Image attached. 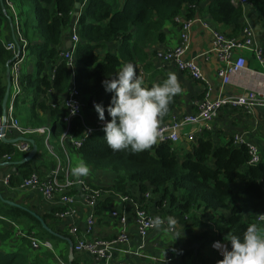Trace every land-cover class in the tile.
I'll return each instance as SVG.
<instances>
[{"label":"trees","instance_id":"trees-1","mask_svg":"<svg viewBox=\"0 0 264 264\" xmlns=\"http://www.w3.org/2000/svg\"><path fill=\"white\" fill-rule=\"evenodd\" d=\"M2 2L5 13L0 3V119L5 93L3 75L6 67H12L14 60V55L6 51L1 40L2 22L10 19L12 25L15 23L11 5L20 25L22 38L26 42L25 46L17 43L16 52L24 48L31 56L35 68L34 79H29L27 83L23 76L25 89H32L37 94L46 93L47 90L55 94H65L68 92L69 79L66 64L59 53L63 35L70 28L76 0ZM111 2L112 0L87 1L77 26L81 42L74 52V61L79 68L75 75L77 91L83 97L91 95L96 103L103 104L105 108L110 103L111 94L106 93L102 81L114 76L121 62L134 64L137 60L143 64L146 60L143 50L156 43H163L165 36L162 29L183 11L187 18H191L192 12L187 8L196 5L198 0H124V5L118 11L113 10ZM251 3L260 12H264V2L258 4L257 0H251ZM207 12L215 23L223 27L232 26L235 36L240 33L242 12L228 0H215ZM118 40L122 41L120 58L110 54L100 58L95 53L106 43ZM130 44L131 47H128ZM38 47L41 49L38 50ZM46 67L55 68L52 85L47 80ZM43 72L46 73L45 78H40ZM21 73L23 75V69ZM175 99L176 96L167 113L161 118L160 125L167 124L165 122ZM14 104L15 107L18 106V102ZM66 114L67 109L64 106L51 110L53 125L57 127L55 135L58 137L65 132L59 121ZM105 115L106 119H110L107 112ZM79 121L72 120L68 136L78 138L82 135L84 127ZM41 123L35 115L32 116V126H40ZM104 136L105 133H95L84 141L78 150L81 160L95 172L111 171L121 183L127 182L136 186L139 204H144L143 207L149 213L158 214L165 221L168 216H173L178 220L177 226L190 228L194 234L187 237L185 254L194 256L195 263L201 264L203 250L209 248L213 242L230 240L233 235L239 236L250 225H255L259 232L264 227V220H259L264 215V170L260 163L250 164L247 145H237L234 140L215 143L210 133L205 132L191 141V151L183 146L176 149L173 143L165 142L156 143L150 149L137 154L128 151L113 153L103 140ZM12 154L20 156L15 160L24 157L12 145L0 144V160ZM20 169L23 177L34 172L29 169V164L22 165ZM10 184L14 186L13 180ZM72 189L67 193L70 197L75 194L81 195L83 199L86 195L89 196V193L80 189ZM125 195L129 197L132 193ZM146 195L149 196L147 200ZM97 202L94 203L97 212L94 217L105 216L111 199ZM0 218V264H53L56 259L55 249L57 253V249H61L57 248L58 243H62L65 250L57 258L68 262L67 243L45 231L28 212L16 207L0 209ZM46 219L53 222L49 228L56 232V218L51 215L45 217L44 221ZM7 221L16 225L24 237L16 238L15 228ZM57 233L70 238L65 233ZM29 237L51 243L53 252L41 247L32 250ZM73 264H76L74 259Z\"/></svg>","mask_w":264,"mask_h":264},{"label":"crops","instance_id":"crops-1","mask_svg":"<svg viewBox=\"0 0 264 264\" xmlns=\"http://www.w3.org/2000/svg\"><path fill=\"white\" fill-rule=\"evenodd\" d=\"M87 1L83 3V0H76L75 10L71 15L70 28L65 32L61 41V52L59 53V56L66 64L67 68V76L69 79V88L67 91H70L73 88L76 89L75 75L79 68L74 61V52L76 46L81 42V38L79 32H77L76 35L78 37V42L73 45L71 42V36L73 30H77L79 17L81 12L85 9ZM214 1L215 0H198L196 5H190L187 9L191 10L192 17L187 18L185 11H183L176 17L178 21L173 20L171 24H166L162 29L165 41L163 43H156L143 50L146 55V60L143 64H140L137 60L134 63L138 74L144 78L146 87L162 83L169 73L176 74L182 92L176 95L175 104L167 122H165L167 124L171 123L173 119H180L198 113V104L204 101L206 96L211 100H218L225 97H238L242 95L247 88L258 89L260 87L259 84L262 82V75H264V12H260L259 9L251 3V0H246L245 3H241V0H228L233 7L239 8L242 12V17L240 19L241 30L240 33L235 36L232 26L223 27L215 23L209 16L207 10ZM257 1L258 4L264 2V0ZM111 3L113 10L118 11L124 5V0H112ZM12 10L15 19L14 25L11 24L10 19L2 22L1 40L4 48L6 43L13 40L19 42L17 34L23 37L15 11L13 8ZM3 12L5 13V8ZM188 20H197L198 22L194 23L189 32L190 50L186 55V59L191 60L194 56L204 54V56L198 58L196 61L199 69L205 77L204 83L193 81L187 73L182 72L173 66L165 65L162 61H159L156 58L158 52L173 50L181 45L182 25ZM246 29L251 31L252 44L247 49L237 51L236 54H239L244 59L245 68L248 71L243 72L239 76L233 77L231 83L224 86L217 77V71L221 64L217 56L210 52L213 41L212 35L213 33H219L232 39L242 40L245 37L244 30ZM69 42L71 43V46L69 49H66ZM25 44H22V46H25ZM121 46V40L106 43L103 48H98L95 53L100 58L105 57L107 54L120 58ZM128 47H131V44ZM40 49L41 48L38 47V50ZM255 50H258L261 53L262 62L258 61L255 57ZM19 51L24 54V59L19 65L17 79H14L11 68L9 69V75H7L8 67H6L3 75L5 91L7 87V79H9L10 85L5 108L6 125L4 134L7 141L19 138L32 140L36 146V153L30 161L23 162L31 152L32 145L28 142L22 141L9 144L3 142L1 139L0 144L12 145L17 153L24 155V157L15 160L16 157L20 156L12 154L4 156L0 160V164L3 165L0 166V209L8 210L11 207H16L17 209L24 210L32 215L41 224L42 228L44 224L50 231H47L48 233H65L73 239V242L74 238L76 240L86 238L112 240L117 237L120 228H122L128 234V243L124 247L117 246L111 251L112 259L119 261L121 264H199L198 262L195 263L194 256H187V254H185V251L187 250V237L189 234H194V232L188 227L176 225L175 230L183 233L182 238L176 241L164 231L165 227L163 226L159 230H152L144 241L138 237L135 226L134 204L136 203L139 205L140 198L136 186L133 189V191H136V195L133 196L132 193L129 197L126 195L119 196L115 194L112 188L101 187L102 185L97 184L95 180L87 182L84 178L77 180L71 176V168L81 161L78 154V150L81 148H75L70 142L64 141L62 135L59 137L55 135L57 127L53 125V119H51V110L58 108L61 109V107H63V97L67 92L65 94H55L47 90L46 93L37 94L32 89H25L23 76L24 80L28 83L29 79H34L36 76L34 75L35 68L31 56L26 53V50L21 48ZM67 51H72V67L68 66L67 61L62 56V54ZM126 64L127 62H121V65L117 68V73ZM21 69H23V75H21ZM45 69L48 72L47 80L52 85L54 82L55 68L47 69L46 67ZM0 74H2V70H0ZM44 75H46V73L43 72L40 78H45ZM95 101L96 100H94L91 95L82 98L83 124L86 126H94L99 121L98 115L94 110V104H97ZM15 102H18L17 107H15ZM33 115L42 121L40 126H32L30 124ZM2 118L3 117L0 119L1 128ZM12 121H16L19 127L23 129H42L43 132L21 135L10 128V123ZM59 124L65 129L61 121H59ZM205 132L210 133L211 137L215 140V143L219 141L237 140L240 144H245L248 147H255L259 154L260 165L264 170V109L255 108L249 110L243 107H225L210 121L188 126L180 131V140L174 143L173 146L176 147V149L183 146L187 151H191V141L201 137ZM95 133L104 132L103 130H99L93 134ZM81 136L74 139H79ZM19 144H27L29 151H19L17 148ZM7 157H9V160L6 159ZM24 164H29V169L32 171L34 170V172L27 177H23L21 174L22 170L20 167ZM55 171L58 172L60 181L65 179L73 182L83 181L90 187L99 189L100 196L97 199L99 202L111 199L107 210L108 212L105 216L94 217V213H97L96 210H90L84 203L81 195L75 196L78 195L75 194L70 203L66 206H61L60 198L62 195L60 193H56L53 198L47 199L38 190L22 188L23 182L29 179L32 175H36L41 180H47L50 176H54L53 174H55ZM90 171L93 170L90 168ZM17 179H19L20 182H18ZM11 180H13L14 186H11ZM6 181L7 183H5ZM102 189H108V191ZM122 197L127 198L128 201L122 202ZM148 198L149 196H145L146 200ZM7 203H11L13 206L8 205ZM148 206H150V204ZM66 209L70 210V216L65 219H59L57 213ZM111 211L120 212L125 215L126 222L123 225H120L117 221H114L109 215ZM51 215H53L58 222L56 232L51 231L49 228V225H53V222L50 219L44 221L45 217ZM90 216L93 218L92 234L89 237H86L87 220ZM71 229L77 230V236H74L69 232ZM260 232L264 233V227H262ZM57 235L59 234L57 233ZM16 238L19 237L16 236ZM227 241L228 240H224L223 242L227 244ZM57 248L61 249H57L58 253L55 249L56 259L53 264H73V259L76 264L102 263V261L90 257L86 253H75L74 249L73 257L70 259L68 254L69 260L68 262H65L62 259L57 258L62 250L64 252L65 248L62 247V245H58ZM121 249L128 251L129 254L121 253ZM32 250L37 249L32 247ZM46 250L53 252V249ZM220 259H223V256H220L214 251L211 248V245L206 250H203L200 257L201 264H218Z\"/></svg>","mask_w":264,"mask_h":264},{"label":"built area","instance_id":"built-area-1","mask_svg":"<svg viewBox=\"0 0 264 264\" xmlns=\"http://www.w3.org/2000/svg\"><path fill=\"white\" fill-rule=\"evenodd\" d=\"M87 0H83L85 3ZM246 0H241V3H245ZM12 9V8H11ZM14 15V13H13ZM175 21H178L176 18ZM198 22L197 20H188L185 21L182 25V34H181V45L174 48L173 50L169 51H161L158 52L156 58L159 61H162L165 65L173 66L174 68L185 72L188 76L195 82H205V77L203 76L201 70L199 69L196 61L198 58L204 56L197 55L194 56L193 59L188 60L186 59V55L190 50L189 44V32L193 27L194 23ZM77 30H73L71 36V42L75 45L78 42V37L76 35ZM213 41L211 45V51L214 53L221 66L217 71V77L220 79L222 84L229 85L233 77L241 75L243 72H247L248 70L245 68V61L239 55L236 54L237 51L242 49H247L251 46V31L244 30V38L242 40L237 39H230L225 35L219 33H213ZM17 39L20 43L25 44L22 37L17 34ZM16 40L11 41L5 44V49L14 55L13 64L11 67V72L14 79H17V73L19 69L20 63L24 59V54L21 53L19 50L16 52ZM18 48V47H17ZM255 57L258 61L262 62L261 53L258 50L254 51ZM63 58L67 61L68 66L72 67V51H67L62 54ZM258 89H251L247 88L242 95L238 97H225L218 100H211L208 96H206L205 100L198 104V113L194 115L185 116L180 119H173L169 124H163L159 126V137L157 143H176L180 140L179 133L183 129L188 126L197 125L202 122H207L217 116L219 111L225 107H243L245 109H255L261 108L264 109V75H262V82L259 84ZM64 103L63 106L67 109V114L65 117L61 119V123L65 127V132L62 135V139L64 141L70 142L75 148H81L84 141L92 135L94 132L102 130L104 127V122L98 121L94 126H86L83 124V104L82 98L77 91V89L73 88L67 92V94L63 97ZM210 99V100H209ZM249 105L253 107L250 108ZM75 110V114L73 115L72 112ZM73 119H78L82 123L84 127V132L79 139H74L71 136H68V132L72 123ZM10 128L21 134H36L43 132L42 129H23L19 127L16 121H12L10 123ZM1 126H0V141L2 139L1 135ZM5 137V134H4ZM192 140V139H191ZM235 143L240 145V143L236 140ZM239 143V144H238ZM19 151L28 152L29 147L27 144H19L17 146ZM249 148V156H250V164H259L260 158L258 151L255 147H248ZM9 160V157L6 158ZM54 176H50L47 180H41L36 175H32L29 179L25 180L22 184V188L38 190L40 191L47 199L53 198L54 194L60 193L62 196L60 198L61 206H66L68 203L72 201V197L68 196L67 193L72 188H78L83 192L90 193V196H86L83 201L89 207L90 210H94V203L97 202L98 197L100 196V191L91 189L89 185L84 183L83 181L73 182L68 179L59 180L58 172L55 171ZM53 177V178H52ZM7 183V181L5 182ZM148 195H146L147 197ZM122 202L128 201L127 198L122 197ZM135 205V226H136V233L138 237L144 241V239L148 236V234L156 229L152 226L150 221L152 218L156 217L157 215H153L148 213L142 204H134ZM110 217L117 221L120 225H123L126 222L125 215L121 214L120 212H110ZM59 219H65L70 216V210H62L57 213ZM1 219V218H0ZM259 220H264V215L259 218ZM7 223L11 224L16 231L17 237H24L20 229L7 221ZM163 227L167 228L168 225L165 222ZM93 228V218L92 216L89 217L87 220V230H86V237H89L92 234ZM72 235L77 236V230L71 229L69 231ZM28 240L30 241L32 247L34 249H38L39 247L46 248L52 250V247L49 242H41L35 237H29ZM129 240L128 234L120 228L118 235L116 238L112 240H103L99 238H86L76 240L74 238V251L75 253H86L90 257H93L99 261H102L100 264H121L119 261H115L112 259L111 251L117 246H125L127 245ZM213 244L211 248L216 251L220 256L221 253L213 248ZM226 244V243H225ZM230 247V245H228ZM121 253L129 254L128 251L121 249Z\"/></svg>","mask_w":264,"mask_h":264},{"label":"clouds","instance_id":"clouds-1","mask_svg":"<svg viewBox=\"0 0 264 264\" xmlns=\"http://www.w3.org/2000/svg\"><path fill=\"white\" fill-rule=\"evenodd\" d=\"M106 93L111 94L107 108L94 104L98 119L104 122L103 140L113 152L128 151L137 154L150 149L157 143L161 118L167 113L173 98L182 92L175 73L151 87L145 86L144 78L138 74L136 65L127 63L111 78L102 81ZM252 108V105H249ZM107 112L110 119H106ZM72 114H75L73 110ZM90 174L89 166L80 161L71 168V176L80 180ZM164 229L175 241L183 233L175 230L178 220L173 216H156L150 223L156 229ZM230 245V247H228ZM213 248L223 259L218 264H264V233L250 225L241 235H233L227 244L216 241Z\"/></svg>","mask_w":264,"mask_h":264},{"label":"rangeland","instance_id":"rangeland-1","mask_svg":"<svg viewBox=\"0 0 264 264\" xmlns=\"http://www.w3.org/2000/svg\"><path fill=\"white\" fill-rule=\"evenodd\" d=\"M112 174H113V172H104V171L93 172V171H90V174L87 177H85L84 180L87 182H89L90 180H95L97 182V184L102 185L101 187L112 188L114 190L115 194L119 195V196H123L129 192L133 193V196L136 195V191H133L134 185L127 183V182L121 183L120 181L117 180L116 175L115 174L112 175ZM145 210H146V208H145ZM146 211L148 212L149 210H146ZM156 215H158V214H156ZM58 244L62 245V243H58ZM73 244H74V242H73Z\"/></svg>","mask_w":264,"mask_h":264},{"label":"water","instance_id":"water-1","mask_svg":"<svg viewBox=\"0 0 264 264\" xmlns=\"http://www.w3.org/2000/svg\"><path fill=\"white\" fill-rule=\"evenodd\" d=\"M1 5H2V9L4 11V6H3V2L1 0ZM77 7V6H76ZM71 43L69 42L68 44V47L66 49H69L70 48V45ZM7 75H9V68L7 69ZM9 88H10V85H9V79H7V87H6V91H5V94H4V99H3V104H2V108H3V115H2V129H1V135L3 136L2 137V141L3 142H6V143H9V144H14L18 141H22V142H28L32 145V150L31 152L27 155V157L24 159L23 162H28L30 161L33 156L35 155L36 153V146L34 145V142L32 140H28V139H25V138H19V139H15V140H11V141H7L4 137V132H5V125H6V118H5V108H6V102H7V99H8V95H9ZM0 166H3L2 164H0ZM8 205L10 206H13L11 203H7ZM43 228L46 230V231H49L47 229V227L43 224ZM50 232V231H49ZM53 234L54 236H56L57 238L65 241L67 244H68V249H69V258L71 259L73 257V249H74V245H73V241L69 238H65L63 236H59L55 233H51Z\"/></svg>","mask_w":264,"mask_h":264}]
</instances>
